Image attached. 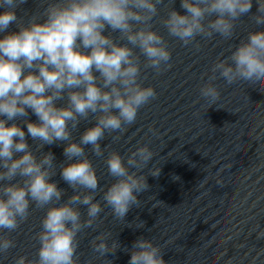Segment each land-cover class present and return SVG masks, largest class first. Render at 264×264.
<instances>
[{"label":"clouds","instance_id":"obj_1","mask_svg":"<svg viewBox=\"0 0 264 264\" xmlns=\"http://www.w3.org/2000/svg\"><path fill=\"white\" fill-rule=\"evenodd\" d=\"M164 2L34 0V9L18 17L17 10L27 0H0V230L15 232L33 204L46 208L42 230L36 235L38 258L18 256L14 264H75L78 234L93 226L104 206L111 208L115 219L124 220L133 206L141 204L138 195L149 189L142 170L153 160L150 148L138 147L126 162L118 152H109L105 164L115 182L100 189L102 207L101 201L95 200L100 178L83 146L91 145L94 155L104 156L109 146L102 149L100 141L106 133L125 131L126 125L136 121L138 110L156 97L154 88L140 82V56L134 49L145 57V68L159 74L164 66L170 67L167 41L152 25ZM256 5V13L249 19L257 26L264 25V0H256ZM252 7L253 0H181L186 14L172 7L163 24L168 34L185 46L197 37L214 34L231 39L236 22ZM12 24L17 31H9ZM107 29L108 35H103ZM112 33H119V40L127 43L117 42ZM211 72L200 88L208 109L220 99L213 83L217 73L228 85L244 81L264 92V31L248 32ZM59 101L66 103L58 106ZM29 110L38 122L28 119ZM90 118L95 126L75 142L72 132ZM21 125H26L27 133ZM28 136L38 142L39 156L27 143ZM57 142L66 143L63 154L67 161L75 160L61 164L60 174L77 194L64 204L48 207L61 200L63 190L50 182L56 174L54 154L42 149ZM160 171L153 166L148 174L158 177ZM17 177L21 179L12 183ZM81 205L87 206L86 219L79 211ZM143 227L140 221L138 228ZM110 235L101 233L91 242L101 256L120 247L116 240L108 243ZM260 236L264 237V232ZM14 247L7 235L0 236V254ZM129 264L166 262L158 245L140 237L132 246Z\"/></svg>","mask_w":264,"mask_h":264}]
</instances>
